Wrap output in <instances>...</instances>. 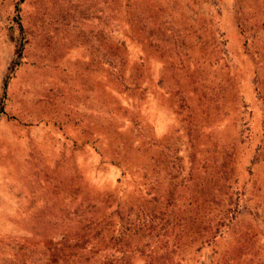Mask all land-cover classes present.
Instances as JSON below:
<instances>
[{"label": "rangeland", "instance_id": "374dc122", "mask_svg": "<svg viewBox=\"0 0 264 264\" xmlns=\"http://www.w3.org/2000/svg\"><path fill=\"white\" fill-rule=\"evenodd\" d=\"M237 224L264 262V0H0V264H231Z\"/></svg>", "mask_w": 264, "mask_h": 264}, {"label": "trees", "instance_id": "16d2710c", "mask_svg": "<svg viewBox=\"0 0 264 264\" xmlns=\"http://www.w3.org/2000/svg\"><path fill=\"white\" fill-rule=\"evenodd\" d=\"M229 212L230 210L226 209L225 207V202L220 203V207L216 212V216L211 219L208 230L210 231L215 230V232H218V230L222 226H226V223H224V219H226ZM137 222L139 221H136V220L133 221L134 228L130 227L132 223L128 224L126 227V230H128L130 227L131 230L138 231V230L143 229V227H146V226H147V229H153L152 225L150 227V224H148L151 222V219L148 221V223H145L143 219L140 223H137ZM236 226L238 228V236L240 240H238L236 246H234V248L230 251V253H228L229 256L226 262L231 263V264H264V262L257 257L258 254L254 250L255 249V245H254L255 239L251 231L250 230L245 231L244 228L242 229L241 224H237ZM201 228H199L198 230H195V232H197L200 237L203 236L204 234L203 230L205 231V229L203 228L201 229ZM174 249L175 247L172 248V250L169 252H167L168 250L165 251V255H164L165 260H168V259L171 260V258L176 254Z\"/></svg>", "mask_w": 264, "mask_h": 264}]
</instances>
